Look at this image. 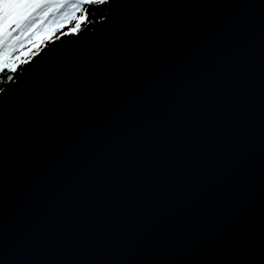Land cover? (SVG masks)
Here are the masks:
<instances>
[{
    "label": "water",
    "instance_id": "water-1",
    "mask_svg": "<svg viewBox=\"0 0 264 264\" xmlns=\"http://www.w3.org/2000/svg\"><path fill=\"white\" fill-rule=\"evenodd\" d=\"M0 264H264V0H118L29 62Z\"/></svg>",
    "mask_w": 264,
    "mask_h": 264
},
{
    "label": "snow or ice",
    "instance_id": "snow-or-ice-1",
    "mask_svg": "<svg viewBox=\"0 0 264 264\" xmlns=\"http://www.w3.org/2000/svg\"><path fill=\"white\" fill-rule=\"evenodd\" d=\"M105 0H0V74L6 70L15 73V62L24 57L16 55L17 46L25 40H37L58 23L62 24L73 12L81 9L78 19L83 20L86 13L84 5L102 4ZM80 23L76 28H80ZM72 31H75L73 29ZM9 81L14 80L8 75ZM0 88V93L4 92Z\"/></svg>",
    "mask_w": 264,
    "mask_h": 264
},
{
    "label": "trees",
    "instance_id": "trees-1",
    "mask_svg": "<svg viewBox=\"0 0 264 264\" xmlns=\"http://www.w3.org/2000/svg\"><path fill=\"white\" fill-rule=\"evenodd\" d=\"M118 0H105L102 4L84 5L83 12L86 13L83 20L78 19L82 14L81 9H78L74 17L65 19L62 24L58 23L51 31L44 34L38 40L34 37L33 41L25 40L23 46H17L16 55L24 57V59L17 60L15 73L7 70L0 74V88L5 91L0 93V102H2L12 91L16 81L24 72L26 65L34 60L36 56L47 49L48 47L63 41L66 38L79 39L87 35H93L110 17L113 13ZM80 23V28H76V24ZM75 29V31H72ZM8 75H13L14 80L9 81Z\"/></svg>",
    "mask_w": 264,
    "mask_h": 264
},
{
    "label": "rangeland",
    "instance_id": "rangeland-1",
    "mask_svg": "<svg viewBox=\"0 0 264 264\" xmlns=\"http://www.w3.org/2000/svg\"><path fill=\"white\" fill-rule=\"evenodd\" d=\"M77 11H78V9L75 12H73L70 17H74L76 15Z\"/></svg>",
    "mask_w": 264,
    "mask_h": 264
}]
</instances>
